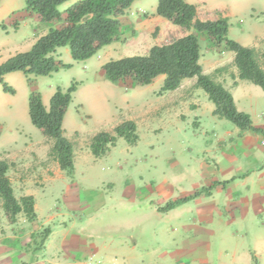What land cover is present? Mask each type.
<instances>
[{
    "label": "crops",
    "instance_id": "obj_1",
    "mask_svg": "<svg viewBox=\"0 0 264 264\" xmlns=\"http://www.w3.org/2000/svg\"><path fill=\"white\" fill-rule=\"evenodd\" d=\"M187 1L197 5L198 10L206 3ZM44 34L31 37L28 48L21 52L30 50ZM187 34L186 31L177 38ZM202 39L214 48L208 36L200 35V45ZM217 49L221 55L231 57L215 59L201 48L203 72L231 92L239 110L236 95L249 93L253 88L246 85L248 81L232 78L238 76L233 65L235 54L223 46ZM61 50L57 51L58 59ZM223 67H228V71L217 73ZM20 73L8 74L5 79ZM158 78L164 84L166 76ZM159 92H154L155 98L146 107L140 123L135 122L137 131L140 125H145L148 132L166 131L153 126L155 121L165 120L171 123L167 128H171L178 142L191 137L203 143L198 153L188 151L187 167L192 171L188 187L179 184V180L166 178L164 173L157 181L136 185L130 178L131 172L126 174L130 179L122 187L116 183L117 177H121L116 172L107 177L108 186L107 182L93 185L98 181L94 168L87 178L90 184L84 185L77 175L76 151L86 152L90 144L82 150L73 139L72 175L61 170L50 156L53 142L48 138L42 142L24 141L13 155L4 159L15 163V186L10 172L9 177L15 195L17 189L21 192L16 197L35 199L36 230L51 229L36 255L39 260L32 264H88L90 258H93L90 264H264V136L238 127L213 135L200 130L204 114L223 119L214 115L215 105L207 94L205 97L200 92L196 77L185 79L174 91ZM46 102L43 98L45 106ZM256 108L242 111L251 116L254 126L264 128V119L256 122L253 116ZM218 122L212 121L215 126ZM193 125L198 128L192 130ZM65 132L67 136L66 129ZM166 133L171 135L169 130ZM106 155H93L95 159L89 163L95 164ZM179 164L171 163L172 167ZM38 182L40 186L36 185ZM195 193L200 194L188 202H179ZM176 201L174 208L162 210Z\"/></svg>",
    "mask_w": 264,
    "mask_h": 264
},
{
    "label": "rangeland",
    "instance_id": "obj_2",
    "mask_svg": "<svg viewBox=\"0 0 264 264\" xmlns=\"http://www.w3.org/2000/svg\"><path fill=\"white\" fill-rule=\"evenodd\" d=\"M27 1L0 0V26L4 24L7 28L6 31L0 29V63L17 52L26 50L31 43V37L44 34L49 29V25L41 23L37 15L25 12ZM79 1L81 0H71L62 5L60 10L65 13ZM158 1L140 0V3L134 4L121 17L123 34L120 40L104 47L93 58L84 62H74L68 48H62L60 60L65 64H72L71 68L61 69L50 76H32L30 80L21 73L17 74L19 76L10 75L7 83L15 89L14 95L5 93L0 84V160L9 158V154L13 155L24 141L47 140L30 119L29 97L32 89L47 100L46 107L49 108L50 100L58 88L67 90L72 83H78V90L67 109L64 128L71 142L73 139L82 150L87 148L91 139L100 132L113 134L114 128L124 121L140 123L146 107L155 98L154 92L160 91L163 86L161 78L144 87L116 85L104 79L102 66L111 60L144 56L153 46L169 43L186 32L166 19L159 18L156 14ZM204 2L206 3L200 5L199 9L201 20L226 17L229 20V39L243 46L256 47L259 51H264V0H204ZM53 25L59 26L57 23ZM201 48L205 54L215 59L227 60L231 57L230 54L221 55L220 49L212 48L203 39ZM246 85L253 90L236 95L239 111L243 112L244 109L250 110L257 106L253 116L256 122L262 121L264 91L252 83L247 82ZM200 92L207 97L204 90L200 89ZM202 119L200 130L210 131L211 135L213 132L237 129L228 120L212 118L208 114H204ZM213 120L219 121L216 126L212 123ZM153 126L156 130L166 128L171 135L164 130L157 133L148 132L145 125H140L139 132L137 131L139 137L137 144L131 145L124 138H117L115 146L110 147L107 155L97 159L95 164L89 163L95 159L90 149L82 153L75 149L78 179L84 185H89L87 178L94 168V177L98 181L93 185L110 181L107 177L116 172L121 176L117 177L119 181L117 179L116 183L122 187L129 178L126 177L129 172L132 173L130 178L136 185L157 181L164 173L166 178L176 179V182L179 180V184L188 187L192 171L187 167L189 158L187 154L190 152L189 149L193 153H198L203 143L191 137L181 143L178 142L173 138L171 128H167L171 126L169 121L164 120L163 123L155 121ZM194 128L198 127L193 125L192 130ZM174 161L181 164L172 167L171 163ZM11 164L9 172L15 186V163ZM136 170L141 171L136 173ZM36 185L40 186L41 183L38 182ZM106 185L108 186V182ZM20 194V190L17 189L16 196L19 197ZM56 206L59 207V203ZM44 229L45 227L39 228L36 232V224L29 221L24 214L18 216L16 223H11L0 202V264H21L24 263L23 260L27 264H32L39 260V256L36 258V255L45 243L40 236ZM220 243L222 244V241Z\"/></svg>",
    "mask_w": 264,
    "mask_h": 264
},
{
    "label": "trees",
    "instance_id": "obj_3",
    "mask_svg": "<svg viewBox=\"0 0 264 264\" xmlns=\"http://www.w3.org/2000/svg\"><path fill=\"white\" fill-rule=\"evenodd\" d=\"M69 1L71 0L27 1L25 12L37 15L41 23L49 25V29L30 50L16 53L0 63V84L5 93H16L5 79L8 74L21 72L30 80L32 76H50L61 69L71 68L72 64H65L57 58L60 48H69L74 62H84L93 58L104 47L118 42L123 34L121 17L139 0H81L63 13L60 7ZM156 14L189 34L163 45H155L144 56H130L107 62L102 66L104 79L116 85L135 88L149 86L157 77L164 75L166 79L159 92L163 94L178 89L185 79L196 77L197 87L204 90L215 105V116L228 120L242 131H253L264 136V128L254 126L251 116L238 110L231 92L222 83L204 74L200 63V35L208 36L215 48L223 46L226 51L235 54L233 65L237 68L238 76L232 75L234 80L238 78L251 82L263 91L264 51L229 39L228 18L201 20L198 6L187 0H159ZM54 23L59 26H54ZM17 26L18 24L15 28ZM0 29L7 30L4 24ZM224 71H228V67L218 69L217 73ZM77 90L76 82L67 90L58 88L50 100L49 108L44 105L42 95L36 90L32 89L29 97L31 122L53 142L50 156L68 175H72L75 169L74 146L66 136L63 122ZM117 138H124L131 145L137 144L139 137L135 122L120 123L114 128L113 134H96L90 143L93 155H105L110 147L115 146ZM11 168L12 164L7 160H0L2 209L13 224L20 214H24L29 221H34L35 199L33 196L20 199L16 197L9 177ZM199 194L195 193L179 202H188ZM177 203L171 202L162 210L172 209ZM50 233V228L44 229L40 235L42 242L46 241Z\"/></svg>",
    "mask_w": 264,
    "mask_h": 264
},
{
    "label": "built area",
    "instance_id": "obj_4",
    "mask_svg": "<svg viewBox=\"0 0 264 264\" xmlns=\"http://www.w3.org/2000/svg\"><path fill=\"white\" fill-rule=\"evenodd\" d=\"M92 261H93V258H90L89 261H88V264H90Z\"/></svg>",
    "mask_w": 264,
    "mask_h": 264
}]
</instances>
